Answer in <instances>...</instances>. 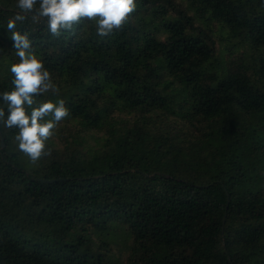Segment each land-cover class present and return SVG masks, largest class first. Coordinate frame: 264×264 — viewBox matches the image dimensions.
<instances>
[{"label": "trees", "instance_id": "trees-1", "mask_svg": "<svg viewBox=\"0 0 264 264\" xmlns=\"http://www.w3.org/2000/svg\"><path fill=\"white\" fill-rule=\"evenodd\" d=\"M17 2L0 0V93ZM136 5L106 37L17 22L58 89L33 107L69 115L35 163L0 122V264H264V125L227 120L264 115V0ZM153 116L200 135L165 140Z\"/></svg>", "mask_w": 264, "mask_h": 264}, {"label": "clouds", "instance_id": "clouds-1", "mask_svg": "<svg viewBox=\"0 0 264 264\" xmlns=\"http://www.w3.org/2000/svg\"><path fill=\"white\" fill-rule=\"evenodd\" d=\"M17 7L20 11L8 21L7 30L12 32L11 39L19 62L11 66L14 90L0 93V98L7 104V115L0 108V122L8 129H19L16 136L19 150L35 163L42 156L51 154L50 150L45 151L46 141L59 122L69 115V110L63 99L33 107L37 96L58 89L42 57L34 51L27 33L14 31L17 22L23 23L29 16L34 23L46 18L49 32L59 36L83 19L95 20L97 34L106 37L122 29L137 5L136 0H18ZM28 108H31L30 115ZM48 116L52 118L45 120Z\"/></svg>", "mask_w": 264, "mask_h": 264}, {"label": "rangeland", "instance_id": "rangeland-1", "mask_svg": "<svg viewBox=\"0 0 264 264\" xmlns=\"http://www.w3.org/2000/svg\"><path fill=\"white\" fill-rule=\"evenodd\" d=\"M42 21V18L41 20ZM215 49L220 51V45L215 44ZM173 95H177V93H173ZM178 97L176 99H178ZM229 118L228 123H234L236 125H241L242 123H255L258 125L260 128L262 125H264V115H256V114H240V113H233L232 115H228ZM161 119V120H160ZM153 121L156 122V128L159 129L161 132H163L164 139L166 140L167 138H178L181 139L182 136L183 138L186 137H191L192 141L195 142L196 139L200 135V131H196V129H189V128H184L182 124L174 123L172 121H163L161 117L159 116H153ZM80 124L76 121H70L68 124V127L65 129V132L63 135L65 137H68L69 134H71L72 131H76L75 129L79 130L80 129ZM189 130V132H187ZM91 132V131H90Z\"/></svg>", "mask_w": 264, "mask_h": 264}, {"label": "water", "instance_id": "water-1", "mask_svg": "<svg viewBox=\"0 0 264 264\" xmlns=\"http://www.w3.org/2000/svg\"><path fill=\"white\" fill-rule=\"evenodd\" d=\"M2 147L4 146L3 145V142L1 143ZM48 182H51V181H48ZM227 205H228V200H227ZM226 209H227V206H226ZM224 221H225V216H224V219H223V224H224Z\"/></svg>", "mask_w": 264, "mask_h": 264}]
</instances>
